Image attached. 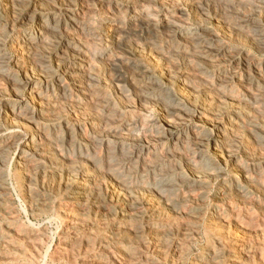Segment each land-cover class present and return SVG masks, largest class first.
Listing matches in <instances>:
<instances>
[{
  "label": "bare ground",
  "instance_id": "1",
  "mask_svg": "<svg viewBox=\"0 0 264 264\" xmlns=\"http://www.w3.org/2000/svg\"><path fill=\"white\" fill-rule=\"evenodd\" d=\"M0 264H264V0H0Z\"/></svg>",
  "mask_w": 264,
  "mask_h": 264
},
{
  "label": "rangeland",
  "instance_id": "2",
  "mask_svg": "<svg viewBox=\"0 0 264 264\" xmlns=\"http://www.w3.org/2000/svg\"><path fill=\"white\" fill-rule=\"evenodd\" d=\"M94 17H92L90 19V22L91 24L94 26V28L97 30V31H100V16H95L93 15ZM101 38H104L103 36H101ZM105 44L106 42L102 39L100 43H98V46H89V45H85L84 46V50L87 54V56L92 59L93 61L95 60V54L97 52H100L102 51L103 49H105ZM106 48H107V45H106ZM96 68L99 70L100 73H104V71H107L106 68L103 67V65H96ZM21 220L23 223H26V219H25V216L22 215L21 217ZM25 221V222H24ZM51 229V230H50ZM49 229V234L50 235H53L54 233V228H50Z\"/></svg>",
  "mask_w": 264,
  "mask_h": 264
}]
</instances>
